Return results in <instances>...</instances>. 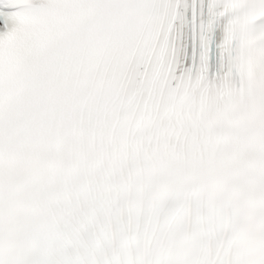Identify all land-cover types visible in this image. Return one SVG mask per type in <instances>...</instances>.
I'll list each match as a JSON object with an SVG mask.
<instances>
[{"label":"snow or ice","instance_id":"obj_1","mask_svg":"<svg viewBox=\"0 0 264 264\" xmlns=\"http://www.w3.org/2000/svg\"><path fill=\"white\" fill-rule=\"evenodd\" d=\"M0 264H264V0H0Z\"/></svg>","mask_w":264,"mask_h":264}]
</instances>
